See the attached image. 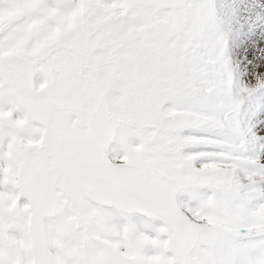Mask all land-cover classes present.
<instances>
[{
	"label": "snow or ice",
	"instance_id": "snow-or-ice-1",
	"mask_svg": "<svg viewBox=\"0 0 264 264\" xmlns=\"http://www.w3.org/2000/svg\"><path fill=\"white\" fill-rule=\"evenodd\" d=\"M0 264H264V0H0Z\"/></svg>",
	"mask_w": 264,
	"mask_h": 264
}]
</instances>
